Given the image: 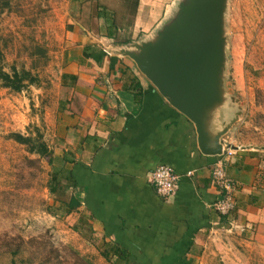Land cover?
<instances>
[{"label":"crops","instance_id":"crops-1","mask_svg":"<svg viewBox=\"0 0 264 264\" xmlns=\"http://www.w3.org/2000/svg\"><path fill=\"white\" fill-rule=\"evenodd\" d=\"M100 1L67 2L71 51L54 125L57 160L66 162L81 203L70 214L80 215L79 231L109 264H205L212 255L223 264H264V149H228L223 137L222 155H204L194 123L115 55L155 36L178 0H113L120 12ZM118 38L130 43H110ZM219 161L235 186L229 216L214 208L223 198L212 178ZM163 165L181 176L169 199L149 182ZM235 225L245 231L231 233Z\"/></svg>","mask_w":264,"mask_h":264},{"label":"rangeland","instance_id":"rangeland-1","mask_svg":"<svg viewBox=\"0 0 264 264\" xmlns=\"http://www.w3.org/2000/svg\"><path fill=\"white\" fill-rule=\"evenodd\" d=\"M67 2L10 0L7 8L0 4L2 67L9 73L16 68L39 77L37 85L22 93L0 85V264H109L100 261L97 246L89 245V232L79 231L80 215L67 213L72 190L51 191L53 175L62 169L57 156L63 152L57 154L54 125L64 96L62 74L71 51L66 36ZM100 4L121 11L113 0ZM222 21L225 103L214 115L213 128L219 131L230 126L224 137L228 149H264V0H225ZM156 40V36L140 37L125 49L138 53L137 46ZM122 41L125 39L118 38L110 43ZM122 57L139 78L150 82L132 58ZM15 134L32 138L33 143L22 145L14 140ZM42 145L47 154L32 153L34 146ZM205 264L223 263L220 256L212 255Z\"/></svg>","mask_w":264,"mask_h":264},{"label":"water","instance_id":"water-1","mask_svg":"<svg viewBox=\"0 0 264 264\" xmlns=\"http://www.w3.org/2000/svg\"><path fill=\"white\" fill-rule=\"evenodd\" d=\"M225 0H182L173 17L156 33L155 42L137 46L132 58L159 94L196 126L204 155L224 153L222 138L230 126L216 132L214 115L225 103L221 79L224 63Z\"/></svg>","mask_w":264,"mask_h":264},{"label":"trees","instance_id":"trees-1","mask_svg":"<svg viewBox=\"0 0 264 264\" xmlns=\"http://www.w3.org/2000/svg\"><path fill=\"white\" fill-rule=\"evenodd\" d=\"M9 1L10 0H0L1 7L2 8L9 7ZM129 43L130 42L122 41V42H117V45L122 46V45H127ZM36 50L39 56L44 57L43 52H41L42 51L41 48H37ZM3 60H4V54L0 48V85L3 88L11 90L15 93H22L29 86H34L39 83V77L33 74L32 71H28V70L19 71L16 68H12L11 73L6 72L5 69L2 67ZM13 138L22 145H29L33 143L32 138L25 137L21 134H15ZM31 150L32 153H36L40 156H44L45 154L48 153L47 147L46 146L43 147V145L38 148L34 146ZM50 163L51 164L53 163L52 159L50 160ZM64 182L67 183L66 186H62L63 185L62 183ZM73 182L74 181L72 175L68 170L65 162L64 165L62 166V169L56 171L53 175L51 191L53 194H56L57 192H59L60 189L62 190L64 189L63 191L67 189L72 190V188L76 189V184L73 185ZM66 205L68 207L67 213L69 215L72 214L73 212H77V210L81 207V203L73 195H71L70 201Z\"/></svg>","mask_w":264,"mask_h":264},{"label":"built area","instance_id":"built-area-1","mask_svg":"<svg viewBox=\"0 0 264 264\" xmlns=\"http://www.w3.org/2000/svg\"><path fill=\"white\" fill-rule=\"evenodd\" d=\"M225 150L226 147L224 146ZM229 154L231 155L232 152L229 151ZM212 178L215 186L223 195V198L216 202L214 208L219 214L229 216L235 210V186L233 181L228 177L223 162L219 161L214 166ZM180 180L181 176L172 167L167 165L160 166L149 175V182L156 188L157 193L165 199L174 197L179 189ZM230 231L232 233L234 231L244 232L245 230L240 225H235L232 226Z\"/></svg>","mask_w":264,"mask_h":264}]
</instances>
